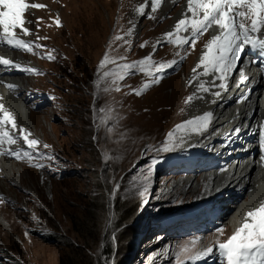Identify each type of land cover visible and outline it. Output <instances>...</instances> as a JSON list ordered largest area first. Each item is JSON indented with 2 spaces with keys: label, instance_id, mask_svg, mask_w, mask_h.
Wrapping results in <instances>:
<instances>
[{
  "label": "rangeland",
  "instance_id": "rangeland-1",
  "mask_svg": "<svg viewBox=\"0 0 264 264\" xmlns=\"http://www.w3.org/2000/svg\"><path fill=\"white\" fill-rule=\"evenodd\" d=\"M37 1L46 7L34 9L38 15L34 37L46 39H37L43 45L39 48L42 55L32 57L43 70L39 67L42 74L27 79L40 91L58 96L61 105L47 104L33 111L28 103L36 117L37 131L31 133L41 142L39 147L50 145L61 155L48 169H29L21 163L26 176H18L16 182L14 176L0 173V264H109L111 260V264H176V254L183 247L190 251L182 253L181 259L194 255L200 240L213 246L227 239L232 233L228 229L217 232V224L194 246L192 240L200 234L169 241V236L159 232L162 217L153 219L165 211H185L192 203L188 195L179 193L169 199L164 187L174 176L156 166H161L159 157L153 159L154 154H162L170 132H174L171 148L178 147L176 129H171L186 100L178 101L174 88L182 81L180 68L164 76L160 86L143 89L154 76L125 67L133 65V55L137 65L136 53L146 51L133 40L131 13L136 0ZM167 19L166 14L151 16L155 25L145 23L146 37L161 34L164 26L153 30ZM122 27L126 30L122 41L128 40L124 46L115 36ZM157 42L165 43L147 46L149 53L158 51L153 57L169 59V54L168 61L183 53L184 57L186 45ZM168 45L173 46L169 52L162 49ZM49 51L55 57L52 60L46 59ZM106 54L114 62L100 68ZM146 55H139L140 60ZM116 74L124 79H116ZM141 89L140 95L134 91ZM55 171L64 175L58 177ZM180 187L177 183L176 189ZM109 230L116 250L113 259L101 257L98 248ZM35 231L54 232L55 240ZM97 237L101 238L96 243ZM87 242L94 246L88 251L83 248ZM164 245L174 248L166 256L160 254Z\"/></svg>",
  "mask_w": 264,
  "mask_h": 264
},
{
  "label": "bare ground",
  "instance_id": "bare-ground-1",
  "mask_svg": "<svg viewBox=\"0 0 264 264\" xmlns=\"http://www.w3.org/2000/svg\"><path fill=\"white\" fill-rule=\"evenodd\" d=\"M33 1L37 0H29L31 3H33ZM140 7H143V13L137 11ZM185 13H187V0H162L161 5L156 8L155 11L153 10L152 0H136V4L133 6L131 13L133 14L132 31L135 33L134 41L136 44L145 40L146 48L144 49L146 51H138L135 58L142 54H147L149 56L150 50H147V46H155L156 41H168L165 34L174 30L175 24ZM164 14H166V17L168 16V19L153 30H159L164 26L161 34L160 31H158L154 35V39L147 38L144 33L145 23L155 25L150 22V17L155 15L161 17L164 16ZM26 15L27 19L32 21L31 24L27 25L32 31V35L28 37L32 38L35 35L34 31H36L34 17L38 15L34 9H31ZM125 32L126 30L122 27V29L115 32V36L122 37ZM182 34L186 35V33L183 32ZM213 34H215L214 30L201 36L194 49L189 45H186V48L182 49V52H185L184 58L180 63V72L183 77L182 81H177L176 86H174L175 90L178 91V101L187 100V97L194 93L200 98L194 99L190 104L185 101V106L181 112L180 118L174 123L173 128L176 129V125L192 119L195 116L202 115L204 112H211L213 114L212 120L206 131L200 134L176 131V143H178L177 146L182 149H198L203 156L210 158L213 162H216L218 166L207 168L197 175L190 174L181 176V178L178 179H172L166 184L164 190L165 193L168 194L169 199L174 198L175 195L179 193L188 195L192 199V205L196 202H206V206L209 207L210 210L219 214L216 221L220 223V226L216 231L219 232L218 230L228 229L233 233L245 213L258 206L261 201H264V177L260 174L259 169L251 164L250 160L248 163L242 164L246 157L249 156L250 159V156L255 153L256 145L254 135L264 130V88L259 81L257 70L249 67L248 59L243 57L242 54L236 69L228 78L226 90L212 87L209 92H201L197 90V82H193L192 84L189 83L193 77V69L196 67L199 58L205 50V44ZM187 35H190V33H187ZM117 41L122 46L128 43V40L123 42L122 39H120ZM158 43L160 44V42H157V44ZM172 48V45H168L164 46L162 49H166L167 52H169ZM2 54L3 53L0 51V55ZM12 55L13 58L16 57L23 63L37 65L33 58L25 56L23 53H12ZM168 58L170 59L169 54ZM152 59H157L156 63L169 60L166 58L159 60L157 57H153ZM198 71H202V69ZM241 71L247 76V80L243 83L240 82ZM2 77L3 76L0 78ZM200 79L206 82V86H208L215 78L201 76ZM165 80L166 79H162L157 87ZM0 81H4V79H0ZM14 83L17 85V90L7 91L8 95L5 93V85L0 83V98H2L0 102L13 112L19 127L29 132H36V117L29 110V100L22 102L21 99L13 97V95L18 92L30 90L33 83H31L26 76L15 78ZM217 83L219 82L217 81ZM215 91H221V95L219 97L214 96L213 93ZM166 96H168V94ZM252 109L254 110V116H256L254 121H251V116H246L248 111ZM241 118H248L249 120L245 131L239 130L237 126ZM115 133L113 135H115ZM245 141L248 143L247 151L249 154L233 155L236 149H242L244 147L245 144L242 145V143ZM235 160H237L236 165L232 164V171L227 172L226 169L228 166H223L224 163ZM12 163L15 162L5 161L3 158H0V173H4V176H14V181L16 182L18 181V176L21 178L23 175L26 176V173L23 166L21 167L20 164L17 165ZM258 167H260V165H258ZM177 181H181V187L176 189ZM2 188L3 185L0 180V192ZM223 202H227V205L223 206ZM183 208H185V206H183ZM167 212L168 211L159 213L153 219L161 218ZM159 232H161L163 236L165 235L164 230L159 229ZM199 238L202 239V236ZM168 239L169 241L172 240L169 237ZM184 240H187V238ZM208 246L210 245L207 241L200 240L197 252ZM171 248L173 247L167 245L161 246L160 254L166 256V254L171 251Z\"/></svg>",
  "mask_w": 264,
  "mask_h": 264
},
{
  "label": "snow or ice",
  "instance_id": "snow-or-ice-1",
  "mask_svg": "<svg viewBox=\"0 0 264 264\" xmlns=\"http://www.w3.org/2000/svg\"><path fill=\"white\" fill-rule=\"evenodd\" d=\"M161 3L162 0H152L153 10L155 11ZM44 7L46 5L31 3L29 0H0V44L28 53H34L36 48H42L43 45L36 44L24 37L32 35L31 29L27 26L32 21L27 19L26 14L31 9ZM137 11L143 13V7L138 8ZM55 22L57 25L60 24L58 18ZM212 30L215 34L205 44V50L193 69V77L189 81L190 84L197 82V90L201 92H209L212 87H218L220 90L227 89L228 78L236 69L246 46L250 45L253 48L264 49V0H187V13L177 21L174 30L167 32L165 36L169 43L180 47L189 45L194 49L199 38ZM182 32L186 35H180ZM187 33H190V35H187ZM37 39H46V37H37ZM116 39L120 40L123 37L117 36ZM46 55L49 60L55 58L50 52ZM183 58V56L180 57L181 60ZM113 62L106 54L99 67L104 68L107 64ZM137 63L141 72L154 76L155 73L176 65L178 61L173 59L156 63L151 56H146ZM0 66L14 67L38 74L36 68L22 67L21 64L3 55H0ZM125 67L131 66L126 65ZM199 69H202V71H198ZM104 75L108 76L110 73L105 72ZM201 76L214 77L215 79L206 86V82L200 79ZM116 79L123 80L124 76L116 74ZM245 80H247V76L241 71L240 82L243 83ZM158 82V79L151 81V83ZM0 83L4 82L0 81ZM149 86L150 83L146 82L143 89ZM7 87L15 89L17 86L8 84ZM134 91L137 95H140L142 89ZM213 95L219 97L221 91H215ZM197 98L200 97H197L194 93L187 97L186 103L190 104ZM212 116L211 112H204L202 115L176 125V131L203 133L210 126ZM108 130L111 131L112 129ZM30 137H32V133L19 127L13 112L0 102V154L7 153L18 160L26 158L29 162H32L34 157L51 159L52 157H46L44 153L39 151L41 142ZM173 139L174 132H170L168 134L169 142L164 145L163 151L171 150ZM21 140L26 148L18 147V141ZM5 145L8 147L5 148ZM12 146L17 147L13 149ZM260 146L264 149V130L260 132ZM49 147L50 145H43V148ZM108 159L109 156L105 155L104 160L107 161ZM35 166L44 167L41 163H36ZM150 175L151 171H149ZM147 179L145 177V180ZM146 192L147 187L140 194L143 196ZM218 231L223 232L222 229ZM199 240V237L193 238L192 245L194 246ZM214 247H218L224 264H264V201L247 211L233 233L227 239L218 241L215 246L205 247L194 255L181 259L182 253L190 251L188 247H183L176 254V264H186L187 261L203 259L214 251Z\"/></svg>",
  "mask_w": 264,
  "mask_h": 264
},
{
  "label": "trees",
  "instance_id": "trees-1",
  "mask_svg": "<svg viewBox=\"0 0 264 264\" xmlns=\"http://www.w3.org/2000/svg\"><path fill=\"white\" fill-rule=\"evenodd\" d=\"M111 231L112 230H109L108 231L107 240L105 242L101 243L100 247H98V248H100L99 254H101V257H106V259H108V258L113 259V257H115V253H116L115 244L112 243L113 242V239L111 240V238H112ZM92 232H93V229H92ZM54 235H55V233L52 232V233L45 234L43 237L45 239H51L52 241H54L55 240ZM102 235H103V233L101 234V237H102ZM100 238L97 237L96 243L98 241H100ZM65 242L68 243V241H65ZM93 247L94 246H92V244H90V242H87L83 248L86 251H88V250L92 249ZM111 263H112V260H111ZM111 263L109 262V264H111Z\"/></svg>",
  "mask_w": 264,
  "mask_h": 264
},
{
  "label": "clouds",
  "instance_id": "clouds-1",
  "mask_svg": "<svg viewBox=\"0 0 264 264\" xmlns=\"http://www.w3.org/2000/svg\"><path fill=\"white\" fill-rule=\"evenodd\" d=\"M29 169H31V168H29ZM5 197V196H4ZM41 237H43V236H41Z\"/></svg>",
  "mask_w": 264,
  "mask_h": 264
}]
</instances>
